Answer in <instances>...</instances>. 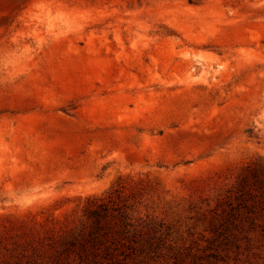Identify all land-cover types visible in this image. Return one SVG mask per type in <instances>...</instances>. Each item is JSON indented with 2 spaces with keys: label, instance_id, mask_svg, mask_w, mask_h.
<instances>
[{
  "label": "rangeland",
  "instance_id": "374dc122",
  "mask_svg": "<svg viewBox=\"0 0 264 264\" xmlns=\"http://www.w3.org/2000/svg\"><path fill=\"white\" fill-rule=\"evenodd\" d=\"M0 264H264V0H0Z\"/></svg>",
  "mask_w": 264,
  "mask_h": 264
},
{
  "label": "trees",
  "instance_id": "16d2710c",
  "mask_svg": "<svg viewBox=\"0 0 264 264\" xmlns=\"http://www.w3.org/2000/svg\"><path fill=\"white\" fill-rule=\"evenodd\" d=\"M112 210H115L113 208ZM112 210L106 203H100L95 209L91 210L90 217L93 218L92 229L89 233V239L82 245L81 256L90 262L95 261L99 252L109 250V246L104 244V237L108 233L106 219L113 214ZM127 219L128 215H124ZM132 225L129 218L123 223L124 227Z\"/></svg>",
  "mask_w": 264,
  "mask_h": 264
}]
</instances>
